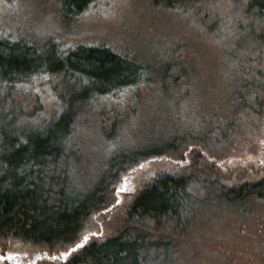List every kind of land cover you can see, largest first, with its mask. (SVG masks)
<instances>
[{"label": "rangeland", "instance_id": "obj_1", "mask_svg": "<svg viewBox=\"0 0 264 264\" xmlns=\"http://www.w3.org/2000/svg\"><path fill=\"white\" fill-rule=\"evenodd\" d=\"M191 10L190 3L162 9L152 0H95L70 23L56 0H0V34L29 40L37 57L49 59L54 65L62 46L104 44L134 60L128 66L139 71L142 81L149 79V85L137 88L130 96L105 100V108L97 111L88 124L82 135L87 154L79 176L84 182L98 172L99 165L115 149L175 151L130 170L114 187L107 221L92 218L75 244L87 245L112 233L119 214L129 209L151 180L186 176L191 179L194 198L185 201L190 213L185 218L186 226L179 231L182 241L168 250L170 263L264 264V247H248L251 238L247 234L237 238V227L244 225L255 236L253 240L259 237L264 242V198L243 200L242 195H234L237 190L243 194L246 187L264 182V122L260 126L264 113L259 116L257 110L249 113L252 108L240 110L238 122L230 125L228 117V99L236 88L235 79L240 69L249 67L242 64L264 70V49L254 48L264 43V37L257 38V31L264 33V25L251 20L249 26L246 16H242L241 26L237 25L236 12L223 2L219 8L222 21L217 27L214 22L204 23L200 40L191 34L195 22ZM37 35H55L61 43L50 44L47 38ZM86 83L75 78L67 85L60 81L52 84L53 91L38 92L44 108L34 123L47 116L44 111L47 113L56 103L52 99L80 94ZM260 101L264 104V99ZM212 116L219 119L214 121ZM112 118L116 121L114 132L106 126L112 138L101 137L92 128L98 120L106 125ZM220 118L224 120L217 135L225 133L231 139L220 143L209 140L208 144L191 140L210 134L207 129L213 121L220 125ZM242 240L247 243L242 244ZM68 248L9 242L0 245V259L4 252L13 264H49Z\"/></svg>", "mask_w": 264, "mask_h": 264}, {"label": "trees", "instance_id": "obj_2", "mask_svg": "<svg viewBox=\"0 0 264 264\" xmlns=\"http://www.w3.org/2000/svg\"><path fill=\"white\" fill-rule=\"evenodd\" d=\"M56 1L70 23L95 2ZM152 2L162 9L185 7L190 3L191 15L195 18L191 34L199 39L204 23L214 22L217 27L222 21L219 8L223 2H228L236 12L237 25L242 23V16L249 19V26L251 20H259L264 25V0ZM53 25L63 31L54 22ZM37 36L47 38L50 44L60 42L55 35ZM27 37L33 40L32 34ZM263 37L264 33L257 31V38ZM28 41L0 34V245L19 241L36 247L71 248L80 240L88 221L97 217L106 220L115 196L114 187L130 170L175 151L115 149L99 165L98 172L84 182L79 176L87 154L82 135L88 124L97 111L105 108V100L119 99L125 94L130 96L137 88L149 85L146 82L149 79L142 81L139 71L128 66L134 60L104 44L62 46L54 65L49 59L37 57L32 42ZM254 48L264 49V43L258 47L255 44ZM246 64L249 67L245 70L238 65L241 74L236 77V88L233 87L228 99L229 125L238 122L240 110L252 108L249 113L257 110L259 116L264 113V104L260 101L264 99L263 67L253 68L249 63L242 66ZM75 78L87 82L82 92L52 99L56 103L50 111H44L47 116L34 123L33 119L41 115L44 108L38 92L53 91L52 84L60 81L67 85ZM223 120L220 118L218 126L213 121L207 129L210 134L203 133L191 140L208 144L209 140L220 143L222 139H231V135L216 133L221 132ZM263 122L261 120L260 126ZM115 125L112 118L106 125L98 120L92 128H96L101 137L112 138ZM106 126L112 133L106 132ZM246 188L247 195L255 192L259 193V198H264V182ZM240 192L237 190L234 195L245 194ZM193 198L191 179L186 176L151 180L129 209L119 214L112 233L77 248L64 261L49 264H171V251L168 250L182 241L179 231L186 226L185 218L190 213L185 201ZM175 254V259L180 261V255ZM1 255L4 264H13L4 252Z\"/></svg>", "mask_w": 264, "mask_h": 264}, {"label": "flooded vegetation", "instance_id": "obj_3", "mask_svg": "<svg viewBox=\"0 0 264 264\" xmlns=\"http://www.w3.org/2000/svg\"><path fill=\"white\" fill-rule=\"evenodd\" d=\"M262 146L264 147V139H263V141H262ZM243 197H244V199L243 200H246V199H249L250 197L251 198H253V199H256L257 201H261V200H263V198H259L258 196H259V193H255V192H252V194H250V195H247L246 193L244 194V195H242ZM238 229H240V231H238L239 232V235L237 236V238L238 237H241L242 238V235H248L250 238H251V241L250 242H246V241H244V240H242V244L244 243V242H246L247 244H248V247H252L253 245H258V247L260 248V245L262 246V247H264V242L263 241H261V239L258 237L256 240H253V239H255V236L254 235H250V232H251V230H246V228L244 227V225L242 226H238L237 227ZM243 228H245V231H243ZM252 254V253H251ZM263 262H264V260H263ZM262 262V263H263ZM15 263V262H14ZM0 264H4V259H0Z\"/></svg>", "mask_w": 264, "mask_h": 264}, {"label": "water", "instance_id": "obj_4", "mask_svg": "<svg viewBox=\"0 0 264 264\" xmlns=\"http://www.w3.org/2000/svg\"><path fill=\"white\" fill-rule=\"evenodd\" d=\"M83 245H84V243L83 244H77L75 247L70 248L66 253L63 254V256L61 258H57V260L64 261L72 252L76 251L77 248L82 247Z\"/></svg>", "mask_w": 264, "mask_h": 264}]
</instances>
